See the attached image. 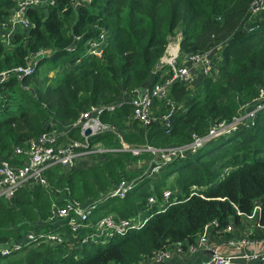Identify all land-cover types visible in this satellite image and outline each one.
<instances>
[{"label": "trees", "instance_id": "trees-1", "mask_svg": "<svg viewBox=\"0 0 264 264\" xmlns=\"http://www.w3.org/2000/svg\"><path fill=\"white\" fill-rule=\"evenodd\" d=\"M252 1L78 0L72 5L57 0L45 12L27 7L24 34H15L8 46L0 41V72L33 68L30 75H10L0 82V159L43 132L55 131L60 145L82 140L71 125L91 105L102 107L99 121L108 130L88 137L90 147L116 148L120 139L133 147L177 146L191 142V134L206 133L214 121L229 120L264 87V16L248 23ZM13 5L14 0H0V19ZM177 34L178 57L213 50L215 72L198 73L200 81L191 89L174 81L166 96L169 103L153 99L155 120L148 125L131 117L127 102L107 109L125 92L160 81L156 66ZM99 36L103 44L97 58L86 53V42ZM50 71L54 76L47 82H35ZM167 113L166 129L158 117ZM226 136L168 160L150 177L129 167L146 160L147 152L103 151L70 168H47L45 185L29 184L10 199H0L1 245L22 243L27 233L42 235L0 254V264H143L176 243L184 249L211 221L216 222L208 228L214 237L229 223L240 227L256 201L257 222L264 225V108L253 126ZM120 182L129 184L124 196L98 203L86 220L89 225L78 232L47 221L52 202L61 206L66 195L78 202L96 200ZM149 196L156 205H147ZM139 211L148 212L142 226L123 235L90 238L100 218H130ZM52 232H61V241L44 237ZM262 234L252 230L249 236Z\"/></svg>", "mask_w": 264, "mask_h": 264}, {"label": "built area", "instance_id": "built-area-1", "mask_svg": "<svg viewBox=\"0 0 264 264\" xmlns=\"http://www.w3.org/2000/svg\"><path fill=\"white\" fill-rule=\"evenodd\" d=\"M57 0H14V5L8 9L6 16L0 19V41L8 46L12 42L15 34H24L28 28V20L25 16L27 7L41 8L45 12L46 7L54 5ZM72 5L78 4V0H69ZM264 16V0H253L248 9V23H252L258 18ZM179 34L166 45L163 56L160 58L155 71H159L160 81L153 84H145L139 88L125 92L118 98V102L107 105V109H112L114 105H120L123 102L129 103L131 107V117L136 119L142 125H148L155 120L152 116L153 99L165 100L167 92L171 84L178 80L186 86L196 81L198 73L209 75L215 72V68L211 63L213 50L204 53H195L191 55H181L178 57V41ZM75 40L78 37L74 38ZM103 38L88 40L86 42V53L100 58L102 55ZM66 50H71L67 47ZM43 53L40 52V54ZM31 66H16L0 72V82L4 81L8 76L14 75L21 78L25 75L32 74ZM21 87L26 88L21 85ZM171 110L173 106L170 105ZM264 108V87L259 88L257 95L248 103L242 105L237 113L229 120L214 121L207 128L206 133L201 136L191 134L192 141L187 144L177 146H167L162 148H152L150 146L133 147L126 144L120 139V146L116 148H100L98 145L89 146L87 138L108 130V126L99 121V114L102 109L99 105H91L86 110L79 113L71 127L78 129V134L82 140H70L65 145L57 143L55 131L43 132L35 138L28 140L24 147L15 146L12 154L8 158L0 159V199H10L15 191L20 187L29 184L45 185L44 172L47 168L60 165L66 168L73 167L75 162L94 153H102L103 151H125L131 155L149 153L151 157V165L144 175L154 176L159 172L161 167L168 160L177 157L184 158L186 155L192 154L202 144L216 137L226 136L237 129L249 128L254 125L256 114ZM162 120V124L167 129L169 127V113L158 117ZM90 131L88 136L83 135V131ZM65 134V132H61ZM99 148V149H97ZM14 156L17 158L14 159ZM129 184L120 182L114 188L105 191L96 200L86 199L78 202L62 197L64 203L61 206L54 202L50 206V215L47 221H59L68 227L70 233H76L87 227L88 216L91 215L92 209L107 197L113 196L122 198ZM168 192L163 194L166 198ZM149 207L156 205L153 196L147 198ZM158 207H163L162 203ZM260 207L257 203L252 206L251 212L244 215L247 221H250V232L247 234L238 231V228L227 224L220 233L215 237L208 230L210 225H216L215 221H211L204 225L202 232L194 242L183 247L176 243L169 249L158 250L150 258H147L143 264H174L173 259L184 254L192 255L202 251L208 253L206 259L198 264H264V225L257 222ZM146 214L145 219L143 215ZM148 218L147 211H139L130 218L113 219L111 216H104L97 220L94 224V232L90 238H107L112 235H123L129 229H135L144 224ZM56 224V223H53ZM252 230L263 232L261 236H252L249 234ZM62 232V231H61ZM61 232L47 234L44 237L51 242L61 241ZM232 233L227 236L225 234ZM42 236L40 233L36 236L33 233H27L24 242L13 241L9 245L0 244V254H6L10 250H18L23 244L33 241L37 237ZM82 242L86 241V237L82 238Z\"/></svg>", "mask_w": 264, "mask_h": 264}, {"label": "rangeland", "instance_id": "rangeland-1", "mask_svg": "<svg viewBox=\"0 0 264 264\" xmlns=\"http://www.w3.org/2000/svg\"><path fill=\"white\" fill-rule=\"evenodd\" d=\"M176 40L177 39H174L173 41H176ZM52 76H54V73L50 71V72L44 74L41 78H35L34 80H35V82L37 84H42V82H47L50 79V77H52ZM199 81H200V79L197 78L196 81H194L191 85H188L187 87L189 89H191ZM8 93H9V91H6L3 94V97H5ZM226 137L227 136H223V137H220V138L212 139L207 144L205 143L204 147H206V146H212V145L216 144L217 142L221 141V139L226 138ZM97 149H99V148H97ZM95 155L97 156L99 154H95ZM150 158L151 157L149 156V157L146 158V160H143V161L142 160H139L135 164L130 163V166L129 167L131 169H133L134 171L137 170L139 172V174H141V176H143L145 174V172L148 170V168L150 167L149 165H151V159ZM85 159L86 158H83L82 161L85 160ZM64 168H66V167H64ZM162 201H164V199H162ZM255 203H257V201ZM145 217H146V214H144L142 218L145 219ZM250 224H251L250 221L243 222L242 225L238 228V231H240L241 233L247 234V232H246L247 231V227H249ZM65 237L68 238L69 236L66 235ZM68 247L70 248V244H68Z\"/></svg>", "mask_w": 264, "mask_h": 264}, {"label": "crops", "instance_id": "crops-1", "mask_svg": "<svg viewBox=\"0 0 264 264\" xmlns=\"http://www.w3.org/2000/svg\"><path fill=\"white\" fill-rule=\"evenodd\" d=\"M243 222H247V220H243ZM251 227H247V233L250 232ZM208 253L206 251H202L196 254H192V255H181V256H177L175 257L172 261L174 264H198L199 262L203 261L204 259H206ZM248 264V262L246 263Z\"/></svg>", "mask_w": 264, "mask_h": 264}, {"label": "water", "instance_id": "water-1", "mask_svg": "<svg viewBox=\"0 0 264 264\" xmlns=\"http://www.w3.org/2000/svg\"><path fill=\"white\" fill-rule=\"evenodd\" d=\"M139 91L141 92V91H142V88H139ZM89 133H90V131H89L88 129H85V130L83 131V135H84V136H88Z\"/></svg>", "mask_w": 264, "mask_h": 264}]
</instances>
